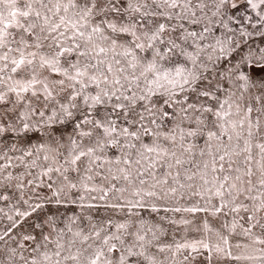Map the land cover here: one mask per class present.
I'll return each instance as SVG.
<instances>
[{
  "label": "snow or ice",
  "instance_id": "1",
  "mask_svg": "<svg viewBox=\"0 0 264 264\" xmlns=\"http://www.w3.org/2000/svg\"><path fill=\"white\" fill-rule=\"evenodd\" d=\"M0 264H264V0H0Z\"/></svg>",
  "mask_w": 264,
  "mask_h": 264
}]
</instances>
